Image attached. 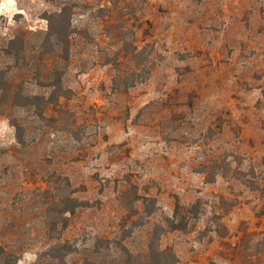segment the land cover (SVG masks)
<instances>
[{
  "label": "rangeland",
  "instance_id": "obj_1",
  "mask_svg": "<svg viewBox=\"0 0 264 264\" xmlns=\"http://www.w3.org/2000/svg\"><path fill=\"white\" fill-rule=\"evenodd\" d=\"M64 8L61 111L0 106V246L53 264L47 208L69 183L89 203L58 224L70 264L97 238L137 262L155 226L177 264H264V0H0V49L20 36L28 50L0 69L23 95H49L37 51Z\"/></svg>",
  "mask_w": 264,
  "mask_h": 264
},
{
  "label": "trees",
  "instance_id": "obj_2",
  "mask_svg": "<svg viewBox=\"0 0 264 264\" xmlns=\"http://www.w3.org/2000/svg\"><path fill=\"white\" fill-rule=\"evenodd\" d=\"M71 16L66 8L59 12L47 14L46 20L48 22V30L43 33V39L38 46L37 55L41 62L50 60L51 64L45 66V86L50 90L49 95H23L20 90H16L13 82L9 78L10 68L8 70L0 69V106L4 104L5 98H12L15 101L12 106L23 107L26 109H34L40 117H44L47 108L60 109L62 103L60 99L66 98L63 87V78L68 70L70 55H71ZM26 41L16 36L9 40L8 44L2 49L0 53L5 54L15 63V66H20L24 62L25 55L28 53L26 48ZM141 51L135 48L131 53L132 57H137ZM46 55V59H41ZM48 63V62H47ZM10 67V66H9ZM136 82H132L129 87L134 86ZM18 89V88H17ZM63 191L56 197H52L48 205V213L52 215V224L49 225V233L51 239L57 242L51 244L46 254L53 264H70L67 258L76 252L69 241H62L63 230H59L58 224L64 220V214H73L78 208L88 207L87 201L79 200L72 196V188L67 183ZM140 197L133 200L134 203L140 201ZM144 208L148 203L147 215L151 216L156 212L154 199L144 198ZM198 202L192 205L193 209ZM181 206L176 205L174 218H177ZM197 213V212H196ZM198 215V214H196ZM166 218L170 223L171 230H184L185 224H177L175 219ZM166 231L162 226H155L154 235L151 238L145 252H143L142 259L135 262L132 259L131 251L122 240H112L110 238H97L96 242L90 244L89 247L83 248L81 251L85 257L83 264H177L178 259L174 251L170 248H161L159 239ZM78 251V250H77ZM21 250H8L0 246V264H17ZM106 262V263H105ZM108 262V263H107Z\"/></svg>",
  "mask_w": 264,
  "mask_h": 264
}]
</instances>
